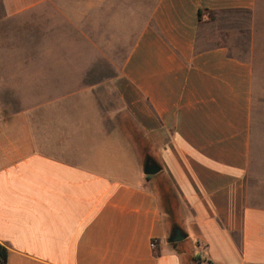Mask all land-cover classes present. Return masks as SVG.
<instances>
[{"label": "crops", "instance_id": "crops-1", "mask_svg": "<svg viewBox=\"0 0 264 264\" xmlns=\"http://www.w3.org/2000/svg\"><path fill=\"white\" fill-rule=\"evenodd\" d=\"M263 2L157 0L111 82H85L86 67L37 84L16 60L30 40L16 31L44 32L52 3L0 0L6 264H264V157L245 53ZM148 155L161 165L150 177ZM160 173L184 207L183 247L168 241L173 223L152 187Z\"/></svg>", "mask_w": 264, "mask_h": 264}, {"label": "rangeland", "instance_id": "rangeland-1", "mask_svg": "<svg viewBox=\"0 0 264 264\" xmlns=\"http://www.w3.org/2000/svg\"><path fill=\"white\" fill-rule=\"evenodd\" d=\"M45 31H37L33 24L21 25L16 31L30 40L18 44V65L29 69L33 82H50L51 77L64 81L66 69L83 72L85 82H111L117 75L142 28L152 21L157 0H49ZM40 29V28H39ZM60 35V36H59ZM33 39V40H32ZM252 47L245 53L251 56L255 70L254 117L257 142L264 157V2L259 22L253 32ZM46 79V80H45ZM54 81V82H55ZM60 81V82H61ZM107 92V91H106ZM158 179L169 192L170 204L162 198L159 186L152 185L159 196L168 223H181L184 207L168 177L160 173ZM263 192L264 184L255 186ZM169 209L172 210L168 211ZM188 238L177 242L183 247Z\"/></svg>", "mask_w": 264, "mask_h": 264}, {"label": "water", "instance_id": "water-1", "mask_svg": "<svg viewBox=\"0 0 264 264\" xmlns=\"http://www.w3.org/2000/svg\"><path fill=\"white\" fill-rule=\"evenodd\" d=\"M161 170V165L154 160L150 155L147 156L143 165V171L146 174H155ZM187 232L178 224L173 225L171 233L168 237V241L177 244V242L185 239L187 237Z\"/></svg>", "mask_w": 264, "mask_h": 264}, {"label": "trees", "instance_id": "trees-1", "mask_svg": "<svg viewBox=\"0 0 264 264\" xmlns=\"http://www.w3.org/2000/svg\"><path fill=\"white\" fill-rule=\"evenodd\" d=\"M147 176L150 177L151 175L147 174ZM160 191H161L162 198L165 200V203L166 204H170L171 200H170L169 192L164 190L162 188V186H160ZM169 210L172 212L171 209H169ZM176 224H178V223L177 222H173V225H176ZM172 244H174V243H172ZM7 258H8V248L6 246L0 244V264H6ZM197 260H201V259H198L197 256H195L194 257V261L191 264H195L196 262H198ZM205 261H207L209 264H220V263L214 262L212 259H210L208 257L205 258Z\"/></svg>", "mask_w": 264, "mask_h": 264}, {"label": "built area", "instance_id": "built-area-1", "mask_svg": "<svg viewBox=\"0 0 264 264\" xmlns=\"http://www.w3.org/2000/svg\"><path fill=\"white\" fill-rule=\"evenodd\" d=\"M151 244H152L153 247H155L156 246V240L153 239Z\"/></svg>", "mask_w": 264, "mask_h": 264}]
</instances>
